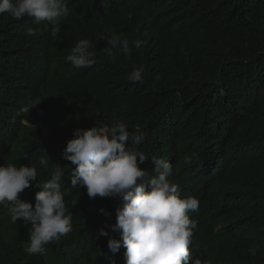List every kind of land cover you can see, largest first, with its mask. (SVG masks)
<instances>
[{
	"label": "trees",
	"instance_id": "1",
	"mask_svg": "<svg viewBox=\"0 0 264 264\" xmlns=\"http://www.w3.org/2000/svg\"><path fill=\"white\" fill-rule=\"evenodd\" d=\"M30 28L36 36L26 35ZM55 28L53 34V26L0 15V63L22 68L43 55L47 64L33 75L48 65L49 101L66 99L75 110V122L45 125V148L64 170L72 231L45 245L43 256H31L25 252L31 225L13 223L0 206V264H117L99 231L113 232L120 200L89 198L85 187L72 188L74 165L64 158L74 131L66 129L96 122H125L133 133L139 128L143 141L126 142L147 155L142 164L137 158L138 166L151 172L152 157L166 159L180 195L198 199V209L188 213L197 222L193 258L264 264V0H68ZM106 30L127 38L131 54L113 49L108 56L100 39ZM81 39L92 41L96 63L78 69L66 57ZM136 39L146 43L135 48ZM141 66L143 83L129 82ZM16 124L18 138L24 126Z\"/></svg>",
	"mask_w": 264,
	"mask_h": 264
},
{
	"label": "clouds",
	"instance_id": "2",
	"mask_svg": "<svg viewBox=\"0 0 264 264\" xmlns=\"http://www.w3.org/2000/svg\"><path fill=\"white\" fill-rule=\"evenodd\" d=\"M5 13L14 19L53 26L55 34V26L68 13V0H0V15ZM106 33L100 39L107 41L104 51L108 56L116 54L113 49L125 56L131 54L127 38L107 30ZM36 34L31 28L26 31L27 36ZM132 43L140 48L146 41L136 39ZM92 47L91 40L81 39L66 60L78 69L91 67L96 63ZM43 62L45 58L40 55L22 68L0 63V93L7 95L6 99L0 96V121L4 123L0 127V206L8 208L13 223L24 229L31 225L25 252L34 257L43 256L45 245L59 242L72 231V216L66 215L61 185L64 170L56 166L45 148L50 141L45 125L49 121L75 122V110L66 99L49 101L53 86L48 65L33 75L39 64H47ZM143 72V66L135 68L128 76L129 82L143 83ZM82 109L86 115L84 105ZM15 110L17 116L11 117ZM16 122L24 126L18 138L14 137ZM73 129L64 148V158L74 165L72 188L85 187L89 198L120 200L116 222L110 225L113 232L103 228L99 231L106 236L103 241L107 255L117 258V264H201L199 258H193L198 252L192 241L197 222L188 215L198 209L199 201L180 195L178 185L168 179L173 166L166 159L152 157L155 167L151 172L138 166L137 158L142 164L147 155L126 142L139 145L143 141L139 128L133 133L125 122H96L86 129L70 126L65 132ZM100 212L109 215L103 208Z\"/></svg>",
	"mask_w": 264,
	"mask_h": 264
}]
</instances>
